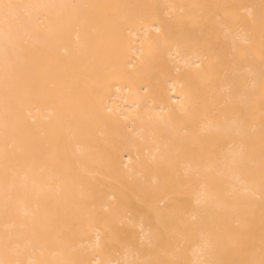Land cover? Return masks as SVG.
Masks as SVG:
<instances>
[{"label": "bare ground", "instance_id": "obj_1", "mask_svg": "<svg viewBox=\"0 0 264 264\" xmlns=\"http://www.w3.org/2000/svg\"><path fill=\"white\" fill-rule=\"evenodd\" d=\"M0 4V261L264 257V0Z\"/></svg>", "mask_w": 264, "mask_h": 264}, {"label": "snow or ice", "instance_id": "obj_2", "mask_svg": "<svg viewBox=\"0 0 264 264\" xmlns=\"http://www.w3.org/2000/svg\"><path fill=\"white\" fill-rule=\"evenodd\" d=\"M19 7H21V5L0 4V18L3 19L5 24H8L11 18H13V15H14L13 10ZM197 67H199V64H197ZM107 111L110 113L112 109L107 108ZM0 264H4V262L0 261ZM106 264H111V262L107 261ZM252 264H264V257H262L258 262H252Z\"/></svg>", "mask_w": 264, "mask_h": 264}]
</instances>
